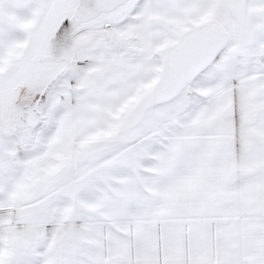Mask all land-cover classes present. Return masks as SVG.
<instances>
[{
	"label": "snow or ice",
	"instance_id": "6c2138e0",
	"mask_svg": "<svg viewBox=\"0 0 264 264\" xmlns=\"http://www.w3.org/2000/svg\"><path fill=\"white\" fill-rule=\"evenodd\" d=\"M0 264H264V0H0Z\"/></svg>",
	"mask_w": 264,
	"mask_h": 264
}]
</instances>
